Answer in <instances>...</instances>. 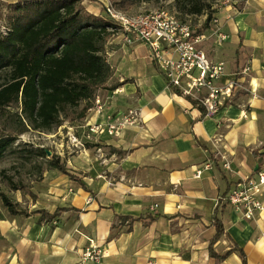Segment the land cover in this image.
Segmentation results:
<instances>
[{
  "label": "crops",
  "instance_id": "0c3cea01",
  "mask_svg": "<svg viewBox=\"0 0 264 264\" xmlns=\"http://www.w3.org/2000/svg\"><path fill=\"white\" fill-rule=\"evenodd\" d=\"M91 5L84 4L99 16ZM219 24L230 38L223 44L211 40L205 50L212 60L225 63L220 84L234 82L235 87L232 98L214 116L202 115L199 107L172 93L149 60L145 44L128 46L120 42L121 36L110 37L105 49L111 52L114 76L122 84L111 91L112 96L119 91L123 106L106 110L103 116L90 109L82 127L89 143L122 151L126 170L117 173L109 168L105 175L121 181L113 186L100 181L90 190L86 178L70 172L78 182L61 173L81 186L79 195L71 197L72 205L40 210L53 214L59 208H74L81 213L67 211L46 223L32 213L39 211L33 206H20L30 215L0 222V264H81L89 241L103 248L99 264H242L238 254L223 262L210 256L217 233L215 215L226 232L215 251L224 254L236 244L244 249L248 264H264V211L246 220L226 200L221 211L223 195L264 171V0H236L234 7L219 14ZM131 109L139 112L141 121L119 137L90 134L87 124ZM205 164L210 169L204 170ZM97 175L103 174L95 172L92 177ZM50 184L53 194L65 193L59 180ZM63 185L70 183L65 180ZM92 191L95 201L86 204ZM261 199L264 202V189ZM156 214L164 217L154 222L127 219ZM62 215L70 219L63 222ZM120 219L124 225L114 228Z\"/></svg>",
  "mask_w": 264,
  "mask_h": 264
},
{
  "label": "trees",
  "instance_id": "16d2710c",
  "mask_svg": "<svg viewBox=\"0 0 264 264\" xmlns=\"http://www.w3.org/2000/svg\"><path fill=\"white\" fill-rule=\"evenodd\" d=\"M85 1L17 0L16 4L11 5L7 32L1 29L0 34V77L3 73L9 74L7 83L0 87V114L12 107L17 111L9 114L12 118L8 122L15 124L13 129L0 134V165L19 135L30 128L50 132L60 127L63 112L77 108L82 102L90 103L98 90L106 88L112 72L103 52L115 25L108 16L89 13L84 8ZM142 1L123 0L127 5ZM205 10L207 19L199 33L207 30L214 20L216 12L212 6L192 3L189 10L184 11L190 15H201ZM121 85L109 89L114 91ZM170 89L175 95L183 97L179 90ZM185 99L199 107L202 115H205L204 108L197 101L190 97ZM88 110L89 104L80 117H86ZM35 152L40 157L47 156V150ZM49 168L80 182L59 159L52 160ZM8 182L13 191L30 189L26 185L14 184L10 178ZM226 198L227 195H223L221 200L222 212L227 205L224 202ZM0 199L11 216L30 215L1 188ZM67 211L81 213L74 208H59L53 214L45 210L32 213L40 214L41 222L50 223ZM161 217L164 216L156 214L127 219L132 223L145 220L154 222ZM213 224L217 233L210 243V256L223 262L231 255L238 254L242 264H248L244 249L236 244L224 254L215 251V244L226 232L223 221L217 215Z\"/></svg>",
  "mask_w": 264,
  "mask_h": 264
},
{
  "label": "rangeland",
  "instance_id": "374dc122",
  "mask_svg": "<svg viewBox=\"0 0 264 264\" xmlns=\"http://www.w3.org/2000/svg\"><path fill=\"white\" fill-rule=\"evenodd\" d=\"M103 2H110L116 11L121 12L128 17L146 14L159 9L166 10L169 13L175 15L180 21L189 23L193 28H195L197 32L202 30V27L206 22L207 11L205 10L201 15H190L185 13L184 11L189 10V7L192 3L212 6V10L216 12L214 18L218 21L219 14L222 13L223 9H226L227 7H234V4H231V6H226L224 4L225 0H144L142 2L132 3L130 5L124 4L123 0H86L83 5L92 3L91 6L94 9L99 10L100 13L98 14L100 17H107L104 11L105 6ZM16 3L17 0H0V34L1 29H7L12 10L11 5L13 6V4ZM84 8L86 9L85 6ZM213 23L214 20L212 21L211 25ZM122 33L123 32H121V30H117L115 31V34L111 36V38L121 36L120 42H123ZM103 55L106 61L109 63L112 73L106 88H102L97 92L96 98L100 97L104 106L103 110L99 113L101 116L105 114L106 110L107 113H110L111 111L114 112V108L118 109L119 107L123 106L121 103V98H119L120 95H117L118 92L116 95L113 93L112 96V91L109 89L116 84H119L118 82L120 80L118 77L114 76L115 69H112L113 62L111 59V52H108V50L105 49ZM8 80L9 74L3 73L0 77V87L5 85ZM95 99L90 103L82 102L77 108L69 109L63 112L61 114V126L54 128L50 132L34 130L30 128L24 134H21L17 137L15 145L12 147L0 165V188L3 193H5L14 202H18L20 206L27 209H30L33 206L32 208H34V210H53L57 206L67 204L72 205L71 197L76 196L75 198H77L79 195L78 189L82 188L78 184L73 185L74 182H71L69 178H65L61 172L49 168V163L54 159H59L61 162L65 163L69 172L77 174V176H80L83 179L86 178L84 182L89 189L90 185L94 187L100 181H104L105 183L108 182L109 186L116 184V181H121L120 179H115L111 176L106 178L105 175L106 172L110 173L109 168H112L117 173H120L121 170H126L121 164L122 151L113 147H108L104 150V148L102 149L101 146H95L92 143H89V137L84 135L86 128L82 126H84L88 120L87 117L90 114L89 110L87 111L86 117L81 118L80 115L88 104L90 109H92L91 113L93 114L96 112L97 106ZM16 111L17 109L12 107L11 109L4 110L0 114V134L4 132L6 133L7 131H11L13 129L12 126L15 124L13 123L12 125L8 122V120L9 118L10 120L12 118L9 114L16 113ZM124 114L126 113H123V115ZM37 150H47V156H38L35 152ZM95 172L101 173L103 175L92 177ZM8 178H10L14 184L26 185L31 189L13 191L10 188ZM57 180H59L61 183L60 189H64L65 191L63 195H56L49 191V188L52 186L50 183ZM65 180L70 183L69 186L63 185ZM81 193L83 194L84 192L82 191ZM95 197L96 195H94V191H92L91 195H89L87 198L86 204L94 202ZM36 199H38L37 202H35ZM86 204L85 206H87ZM67 216L68 215L61 216L63 218V222H66L68 218ZM35 218H39V216H35ZM8 219L22 220L23 217L11 216L0 199V222ZM74 220L76 221V218ZM77 220L80 222L79 217H77ZM123 225L124 223H121L120 219L116 221L114 228L119 229ZM77 232L78 231L75 230V233ZM1 238L2 231L0 224V246L3 245ZM102 250V246L95 245L94 242L89 241V245L82 251L81 264L83 263L85 256L89 253L92 254L94 258L96 257L97 261L88 262L87 264H99V259L104 255ZM149 264L153 263L150 262Z\"/></svg>",
  "mask_w": 264,
  "mask_h": 264
},
{
  "label": "built area",
  "instance_id": "2783aa9c",
  "mask_svg": "<svg viewBox=\"0 0 264 264\" xmlns=\"http://www.w3.org/2000/svg\"><path fill=\"white\" fill-rule=\"evenodd\" d=\"M234 2L225 0L224 4L231 6ZM103 4L105 14L115 25L112 35L121 30L125 45L145 44L149 60L158 67L168 86L179 90L184 98L190 97L197 101L204 108L206 116L218 114L232 98L234 82L220 84L225 74V63L212 60L205 50V45L211 40L223 44L230 38L218 20L214 18V25L199 33L189 23L180 21L166 10L128 17L116 11L110 2ZM2 32L6 33L7 29L3 28ZM95 103L96 113L99 114L104 107L100 97L95 99ZM140 121L139 112L131 109L124 115H108L102 123L87 124V127L91 135L106 133L111 137H119L128 127ZM225 168L229 169L227 164ZM206 169H210L209 164L204 165ZM201 175L202 171H198L196 177ZM263 189L264 171H260L257 178L237 183L225 200L244 218L252 220L264 211L261 199ZM96 261L97 258L89 253L82 264Z\"/></svg>",
  "mask_w": 264,
  "mask_h": 264
}]
</instances>
